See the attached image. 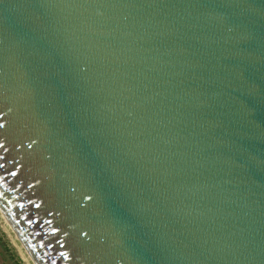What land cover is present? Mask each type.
<instances>
[{
	"label": "water",
	"instance_id": "water-1",
	"mask_svg": "<svg viewBox=\"0 0 264 264\" xmlns=\"http://www.w3.org/2000/svg\"><path fill=\"white\" fill-rule=\"evenodd\" d=\"M0 227L22 264H264V0H0Z\"/></svg>",
	"mask_w": 264,
	"mask_h": 264
},
{
	"label": "rangeland",
	"instance_id": "rangeland-1",
	"mask_svg": "<svg viewBox=\"0 0 264 264\" xmlns=\"http://www.w3.org/2000/svg\"><path fill=\"white\" fill-rule=\"evenodd\" d=\"M0 264H22L16 250L0 227Z\"/></svg>",
	"mask_w": 264,
	"mask_h": 264
}]
</instances>
